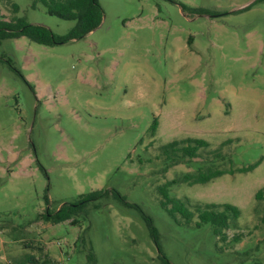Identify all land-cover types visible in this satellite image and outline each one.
Listing matches in <instances>:
<instances>
[{"label":"rangeland","instance_id":"rangeland-1","mask_svg":"<svg viewBox=\"0 0 264 264\" xmlns=\"http://www.w3.org/2000/svg\"><path fill=\"white\" fill-rule=\"evenodd\" d=\"M98 1L102 22L81 40L0 45V264H92L91 255L94 264H163L162 255L171 264H264V201L256 199L264 189V1ZM33 3L0 0V20L23 18L57 36L76 26ZM186 139L209 148L169 168L161 148ZM258 163L169 188L195 213L196 205L237 207L224 239L212 224L198 226L197 214L187 224L162 206L159 189L170 181ZM96 191L109 194L75 224L45 220Z\"/></svg>","mask_w":264,"mask_h":264},{"label":"trees","instance_id":"trees-1","mask_svg":"<svg viewBox=\"0 0 264 264\" xmlns=\"http://www.w3.org/2000/svg\"><path fill=\"white\" fill-rule=\"evenodd\" d=\"M173 1V0H169ZM263 2L264 0H260ZM43 4L50 16H54L66 21L76 22V26L66 36H57L49 29L33 25L23 18H16L11 22L0 20V45L2 41L7 39H16L20 37H27L31 41L44 46H54L60 44H67L74 40H81L89 33L96 30L103 18V11L98 0H34L32 5L36 8L37 4ZM186 10V7H182ZM14 11L17 14L19 7L14 4ZM197 13L203 14L204 9H197ZM158 122L155 121L151 128V134L154 136L157 132ZM225 145V144H224ZM209 148V143L203 139H186L181 141L171 142L161 148V154L167 160V166L173 167L179 165L183 159L193 160L200 156L201 149ZM220 156V155H217ZM221 157V156H220ZM231 170L230 172L224 170H214L212 168H201L196 174H187L182 179H175L166 183L159 189L163 197L162 206L166 209L170 216L180 214L187 224H190L193 218L198 216V226L201 224H212L216 236L225 238L224 231L229 229L231 223H235L240 217V210L229 204L225 205H196V213L193 212L191 207L186 205L180 199H171L169 196V188L179 183H186L189 186L205 185L216 178L222 177L225 174L234 175L235 173H247L254 170L257 166ZM109 194L108 191H96L83 196L82 199L73 205H64L61 209L53 214L47 211L44 216L46 221H52L55 224L70 222L75 224V219L78 217L84 207L95 200L102 198ZM113 195L124 203L126 206L141 209L133 204L127 203L126 198L121 196L117 191H113ZM257 201H264V189L259 191L256 195ZM144 216L145 222L149 229V234L153 241L159 246V233L153 224L151 218ZM161 252V249H160ZM90 261L94 264L93 256H90ZM163 264H171L165 255H162Z\"/></svg>","mask_w":264,"mask_h":264}]
</instances>
